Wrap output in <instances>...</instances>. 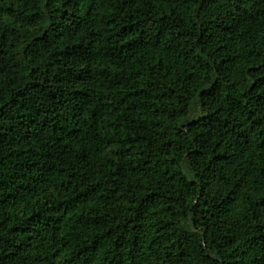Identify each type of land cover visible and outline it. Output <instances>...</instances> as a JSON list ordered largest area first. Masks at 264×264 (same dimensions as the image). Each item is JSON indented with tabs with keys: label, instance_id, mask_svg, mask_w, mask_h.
<instances>
[{
	"label": "trees",
	"instance_id": "16d2710c",
	"mask_svg": "<svg viewBox=\"0 0 264 264\" xmlns=\"http://www.w3.org/2000/svg\"><path fill=\"white\" fill-rule=\"evenodd\" d=\"M0 264H264V0H0Z\"/></svg>",
	"mask_w": 264,
	"mask_h": 264
}]
</instances>
